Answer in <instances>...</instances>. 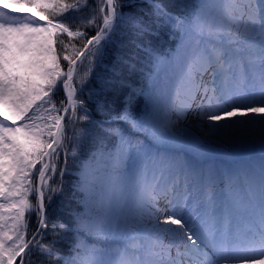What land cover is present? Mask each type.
Listing matches in <instances>:
<instances>
[{
  "label": "snow or ice",
  "instance_id": "obj_1",
  "mask_svg": "<svg viewBox=\"0 0 264 264\" xmlns=\"http://www.w3.org/2000/svg\"><path fill=\"white\" fill-rule=\"evenodd\" d=\"M143 2L0 0V264H264V170L218 208L211 179L135 138L264 133V0Z\"/></svg>",
  "mask_w": 264,
  "mask_h": 264
},
{
  "label": "rangeland",
  "instance_id": "obj_2",
  "mask_svg": "<svg viewBox=\"0 0 264 264\" xmlns=\"http://www.w3.org/2000/svg\"><path fill=\"white\" fill-rule=\"evenodd\" d=\"M175 49L173 48L166 53L171 54ZM160 74L163 77L165 69L162 68ZM238 118L242 119V117H239V114ZM139 135L146 139L145 145L142 146L145 153L151 154L152 156L159 155L167 157L170 160L178 162L186 168L191 169L195 173H198L206 181L211 179L214 185L215 199L218 208L227 206L232 195V185L237 184L238 180L244 174H249L258 178L260 174L258 171L264 170V161L261 159L263 157L260 158L257 156L253 159L247 157L246 162L248 165L245 168H242V164L231 165L232 161L229 162L225 159L233 155L241 158L245 156V154H249L253 147L256 148V150L259 149V152L264 153V133L258 128L244 133L233 130L228 134L209 138L208 143L204 147H199L191 143L158 141L153 139L150 133H140ZM150 142L158 145H152L155 151H151ZM156 151L161 152V155ZM135 155L136 154L133 153V157H135ZM200 159L206 160L207 164L200 163V161H198ZM217 160L222 161L225 165V171L223 173L216 170V165H209L210 162H216ZM240 161H242V159H240ZM0 203L5 204L4 214L7 215L10 213L8 211L10 203L3 198H0ZM162 218L163 217H161V219ZM216 264H224V262L217 260ZM226 264H238V262L227 261Z\"/></svg>",
  "mask_w": 264,
  "mask_h": 264
},
{
  "label": "trees",
  "instance_id": "obj_3",
  "mask_svg": "<svg viewBox=\"0 0 264 264\" xmlns=\"http://www.w3.org/2000/svg\"><path fill=\"white\" fill-rule=\"evenodd\" d=\"M198 0H169V3L174 7L176 8L177 6H182L183 4L187 3L188 5V8H187V11H191L192 10V6L197 4ZM66 2H71V0H66ZM127 3H131L133 5L132 8H126L125 11H136V12H141L142 10H147L146 8V5H144V2L143 0H126ZM90 3H95V0H90ZM5 12H11L12 15L16 16L17 19H22L21 16L18 15V13L12 11V10H4ZM83 30V29H82ZM90 34H93V33H90ZM62 39H65V42L67 43L69 40H71L73 43H76V41H78L79 38H67V37H64V36H61ZM179 39L180 37L178 35H163L162 36V44H163V50L164 52H168L169 50L171 49H175L178 47L179 45ZM76 47H79V44L76 43ZM56 48H57V55L58 56H62L64 55V53L61 51V48L59 46V44L56 45ZM61 63V66L64 70H66V62L64 60L61 59L60 61ZM88 71V61L87 60H84L82 63H78L77 65V70H76V75H77V78L81 75V74H84ZM64 92L63 91H57L55 97H54V100L57 102V107H59V101L64 99ZM39 103V102H37ZM49 106L48 105H43L42 108H48ZM144 110V104L142 103L141 104V111ZM47 115L46 112H41V113H37V115ZM21 122H17V124H19ZM37 123H42L41 121H37ZM65 123H67V119L65 120ZM83 125H78L77 127H82ZM144 133H148V132H144ZM69 135H71V132H69ZM139 144L141 146H144L145 145V141L146 139H144L142 136H140L139 134L135 137ZM152 144L153 142H150V149L151 151H155V149L152 147ZM157 152V151H156ZM161 155V152H157ZM257 153H260V154H263L262 152H259V149L256 150V148H252L251 149V152L249 154H245L246 155H253V154H257ZM151 155V154H150ZM152 156V155H151ZM229 158H238L235 157V155L233 156H229ZM61 159H63V157H61ZM264 160V158H263ZM73 161L71 160V158L69 159V163H72ZM77 164L79 163L78 161L76 162ZM242 164V168H245L246 167V164H243V163H240ZM239 164V165H240ZM131 165V161H129V167ZM209 165H213V164H209ZM37 168L40 167L39 164L36 165ZM35 170H33L34 172ZM73 171H77V169H73ZM31 180L33 182V184H35L37 182V177L35 174H33L31 177ZM75 178V176H72V177H69V176H65L64 177V180L65 181H70V180H73ZM59 180V177L57 176L53 181H52V184L53 186H55V184L58 182ZM29 199L32 200L33 202H35V196L32 195L31 193L29 194ZM59 197L56 198V202L58 203L59 202ZM15 215V211L12 210L10 213H8L7 215H5L6 218H9L10 216H14ZM25 217L27 218L28 220V228H27V231H26V234H25V239H30L31 237V234L34 232L35 230V227H36V221H35V217L34 215L30 216L27 212L25 213ZM7 223L10 225L12 223V220L9 218L7 219ZM5 232L7 233V235H13V233L11 231H9L7 228L5 229ZM49 239H51V237H49ZM11 243V242H9ZM37 257L36 256H33L32 257V260H36ZM19 262V258H17V264Z\"/></svg>",
  "mask_w": 264,
  "mask_h": 264
}]
</instances>
